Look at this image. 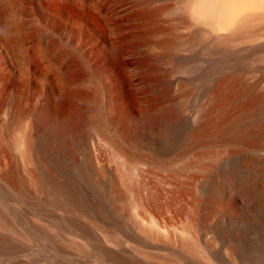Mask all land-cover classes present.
<instances>
[{"label": "rangeland", "instance_id": "1", "mask_svg": "<svg viewBox=\"0 0 264 264\" xmlns=\"http://www.w3.org/2000/svg\"><path fill=\"white\" fill-rule=\"evenodd\" d=\"M181 1L0 0V204L36 239L30 257L105 264L90 228L94 216L127 239L120 251L138 247L156 264H258L235 244L252 227L230 205L236 184L209 198L235 155L231 145L165 152L138 118L153 104L160 110L152 119L176 110L168 92L177 85L157 59L165 39L189 33L172 12ZM51 159L71 174L85 170L83 189L103 214L52 204L36 180ZM12 183L30 197L14 193ZM62 235L87 242L92 256L63 254Z\"/></svg>", "mask_w": 264, "mask_h": 264}, {"label": "bare ground", "instance_id": "2", "mask_svg": "<svg viewBox=\"0 0 264 264\" xmlns=\"http://www.w3.org/2000/svg\"><path fill=\"white\" fill-rule=\"evenodd\" d=\"M172 12L178 14L177 26L189 33L165 39L157 62L166 67L168 83L177 85L175 93L168 92L176 110L157 120L160 106L153 104L138 118L167 145L165 152L176 147L188 152L201 146L231 145L235 155L209 191V198L227 184H236L237 194L232 195L230 205L245 211L252 224L235 238L236 247L248 263L264 264V155L243 154L248 149L264 152V0H182ZM39 169L36 180L48 191L53 205L91 216L103 214L101 204L83 189V168L71 174L51 159ZM14 183L9 184L14 193L30 197ZM93 217L90 228L103 243L97 248L105 264H156L146 251L147 258L139 254L138 247L120 251L127 240L124 235ZM70 222L80 234L94 236L87 225ZM18 225L0 204V264H58L30 257L36 239ZM60 237L63 254L76 259L92 256L87 242L78 236Z\"/></svg>", "mask_w": 264, "mask_h": 264}]
</instances>
